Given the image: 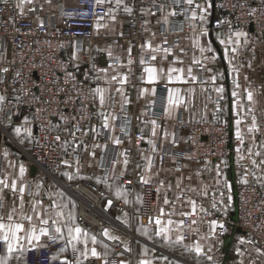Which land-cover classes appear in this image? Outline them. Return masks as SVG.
I'll list each match as a JSON object with an SVG mask.
<instances>
[{"label": "crops", "instance_id": "crops-1", "mask_svg": "<svg viewBox=\"0 0 264 264\" xmlns=\"http://www.w3.org/2000/svg\"><path fill=\"white\" fill-rule=\"evenodd\" d=\"M9 1L21 13L33 12V20L36 23L56 18L61 6L72 5L77 2V0H32L31 3H23L20 8H17L21 0ZM157 1L150 0V3L153 5ZM195 2L201 8H207V12L203 13L199 9L196 10L198 17L200 15L206 17L204 21H200L199 18L196 21H191L189 19L190 11L188 16L183 19L182 27L173 24L171 16L168 17L169 23H164V17L172 11L167 6H163L162 11L154 7L146 8L141 16V34L144 37L141 45L151 41L153 45H161L171 49V54L167 56L166 60H160V57L164 55L160 53L157 61L153 63L157 67L165 68L171 65L187 70L191 67L193 75L196 76L195 81L169 85V87L180 88L181 94L186 98V104L173 111L171 117H165L163 113V108L166 105V99L164 98L167 95L164 81L156 85L157 94L155 97H152L151 94L139 95L140 89L149 87L140 80L142 66L139 65V58L140 55L145 54L142 52L141 45L138 47L136 54L132 51L135 63L131 66V72H129L128 67L123 66L127 65L129 57L127 50L128 48L133 50V46L113 41L125 36L128 32L126 16L123 14V5L117 8L115 0H111V3H104V6L106 13L109 9H113L111 15H115L116 19L112 20L111 15H105L103 19L95 23V38L91 50L89 52H86V50L77 51L74 47H71L64 51V55L73 60L78 70L85 64L83 59L86 56L89 57L94 68V75L98 81L95 88L109 89L107 95L112 98L106 103L103 110L118 117L117 120L112 122L115 125V131L103 129L101 127L102 118L98 114L101 109L97 98L92 112V120L86 124L84 131L74 141L67 142L62 147L63 166L60 172L55 173L57 179L68 183L84 181L102 188L106 193V197L101 201V208L117 224L106 225L99 234L87 231L90 235H95L99 241L108 244L109 247L105 249L102 244L92 245L89 241V248L96 247L97 251L101 253L102 259L97 260L90 257L89 260L84 261V264H104V260L112 258L117 259V264H120L121 261L124 264H139V261L143 259L150 260L152 264H263L264 262V252L261 249L257 252L258 246L244 234H239L238 237H234L231 233L226 236L217 234L218 238H208L209 221L211 220H198L191 227L185 226L182 234H189L190 236L185 238L183 242L185 245H192L199 241L207 255L213 257L212 261H209L206 256L197 257L195 253L185 251L183 246H170L159 237L149 239L140 231H137L141 228V225L152 231L155 229L154 223L149 224L148 221V223L143 224L139 220L141 203L138 202L137 197H141V190L144 185L140 179L142 176L150 178L149 184H153L156 189V210L153 217L159 214L160 208H164L166 212L173 210L172 203L168 205L163 203L166 196L169 201L175 204L176 214L171 218L176 221L183 218L179 215L180 211L191 210L190 205L187 204L189 197L195 199L198 206L232 219L234 213L232 207L235 205V184L240 182L241 178L247 173V181L250 180L259 186H264V169L255 168L251 164V159H257L258 161L264 159V147H262L264 145V47H260L255 42L247 29L237 31L244 33L238 38L239 43H236L237 37L235 34L237 32L233 36L227 37L222 30L212 29L210 24L212 16L211 0H195ZM125 3L133 8L136 0H125ZM149 11L154 15H149ZM192 24H195V28L191 26ZM98 25H103V27H98ZM203 31H206L207 35H201ZM102 37H106V39L104 40ZM165 40H167V43H164ZM197 40H199V46L196 44ZM221 40L224 43H221ZM200 47H210L212 51L201 53ZM233 48L236 49L235 52L232 51ZM109 52H111V56H109ZM226 52L227 55H225ZM5 57L6 54L0 52V70ZM212 57H215V59H212ZM177 60L179 62L174 63ZM195 60H199L200 63H195ZM100 69H106L107 74L99 71ZM118 73L129 75V82L124 86V91L130 103L125 106L123 111L120 107L121 97L115 91L120 85L116 82L111 84L106 82L112 75ZM213 77H215V80L212 79ZM234 80L239 83V88H235ZM219 86L225 89L223 99L215 91V88ZM189 88L194 89V96L187 91ZM233 90L239 93L237 97L232 96ZM248 90L253 92L252 102L247 99ZM2 94H4V90L0 89V96ZM153 99L156 101L155 104L151 103ZM236 100H239L241 105L239 109L240 116L244 117V122L240 126L245 137L242 152L245 156L244 160L239 159L240 154H238L237 148L240 145L236 143L233 145L235 153L222 161H194L183 155L180 158L179 165H177L174 163V158L169 157L164 161H159L148 150L141 149L131 155H126L128 164L126 166L123 164L125 156L121 154L130 145V136L120 130L122 125L126 127L127 132L134 129L141 132L145 139L155 140V143L162 149L172 145L177 152H180L184 146L187 126L200 118H212L227 122L231 136L236 137L235 120L238 118L237 109L234 107ZM217 105H219L220 111H217ZM249 108L253 109L251 114H248ZM132 113L140 115V120L135 126H132L129 122V115ZM24 115V111L20 110L2 125L0 178L7 176L9 182H11L12 179L18 177L19 166L24 165L26 172L23 181L18 180L17 182L18 184L27 185L25 209L29 214H31V202L33 200H41L43 207L49 211H51L50 206L53 202L67 204L68 207L64 208L63 211L65 214L68 212L73 213L76 217L75 224L79 225L77 223V208L69 194L59 187L54 180L44 176L37 169H33L34 165L25 158L24 150L28 149L29 135L23 129L30 130V127L23 124ZM251 115L256 116L260 128V131L255 134L247 132ZM125 117H127V120H125ZM153 119L159 125L155 137L151 135L152 125L145 123V121ZM17 127L21 128L20 135L15 133ZM165 133L168 134L167 137H165ZM113 135L121 139L122 143L120 145H115L112 142L110 137ZM253 135L255 136L254 140ZM11 140L18 147L10 143ZM96 144L107 145V148L93 147ZM249 147L253 149V152L259 151L262 155L249 158L247 153ZM93 152H95V156L91 155ZM148 157L152 160V167L150 171L146 172V158ZM65 161L68 163L65 164ZM217 166H219L221 172L219 177H217ZM65 172L71 173L74 179L68 180L63 175ZM252 172H255V176L252 175ZM96 177H100L101 182H97ZM218 179L219 184H217ZM225 179L231 185L230 190L224 186L223 181ZM127 181H130L131 184L124 186ZM161 182H163V186ZM178 182L180 188L176 187ZM37 185H40V187L37 188ZM205 186L208 190L206 197L199 194L201 188ZM117 188L125 190L128 203H124V198L115 196ZM190 188H195L197 191H188ZM157 189H159V192H157ZM182 191L181 201H177L176 197ZM221 192L224 193L223 198H221ZM61 193L63 195H60ZM0 196L3 197L4 203V207L0 208V216L6 215L11 209L14 199L16 200V207L19 208L18 199L9 190H4L3 193H0ZM228 196H231V200H228ZM213 197L217 202V208L215 209L212 208ZM221 199H223V203H220ZM109 200L112 201L111 206L107 203ZM113 200L120 201L126 208L120 211L115 210ZM125 214L127 215L125 216ZM167 218L165 216L163 219L166 220ZM125 219L127 224L123 223ZM192 228H198V233L193 232ZM104 229H108L120 239L116 241L107 239L102 235ZM175 235L176 233H173V238ZM202 237L204 238L201 239ZM241 240L245 243H240ZM247 241H251V243ZM46 242L47 239L42 238L41 243L45 244ZM126 244L131 248V251L125 250ZM0 248V255H2L4 254L2 242H0ZM209 248H211L210 252H208ZM145 249H147L146 253ZM237 249L240 250L239 253ZM71 252L69 247L65 253L58 254L57 252L56 254H58L57 257H67ZM105 252H107L106 256L104 255ZM26 257L27 252L19 260L13 258L10 264L15 262L25 264ZM162 257H167V261Z\"/></svg>", "mask_w": 264, "mask_h": 264}, {"label": "built area", "instance_id": "built-area-1", "mask_svg": "<svg viewBox=\"0 0 264 264\" xmlns=\"http://www.w3.org/2000/svg\"><path fill=\"white\" fill-rule=\"evenodd\" d=\"M163 5L175 10L178 15L172 17L173 24L182 27V21L189 6L179 5L173 0H158L153 5L150 0H136L133 13H125L128 32L125 36L113 40L123 45H132L134 54L143 41L141 34L143 10ZM194 7V6H193ZM211 28L222 30L227 37L240 29L249 30L255 42L264 47V0H211ZM106 15L104 4L97 5L95 0H77L75 4L61 6L56 18L36 23L33 12L21 13L9 0H0V52L5 60L0 70V89L5 99L0 103V129L18 111H24V125L30 127L29 146L24 150L25 158L44 176L51 178L64 189L77 208V223L84 230L99 234L106 225H117L101 208L106 197L104 190L90 182L76 181L68 183L56 178L63 166L62 147L80 135L88 122L97 98L92 90L98 84L91 60L86 56L78 70L73 60L64 55V51L74 47L77 51L92 48L95 38L94 27L98 20ZM106 39V37H102ZM7 68L5 72L3 69ZM19 74V75H18ZM140 115L132 113L129 122L135 126ZM27 121V122H26ZM77 128L80 131H77ZM130 145L123 151L126 155L141 149L148 150L159 161L174 158L179 165L180 158L186 155L194 161H222L233 153V145L239 143L232 137L227 122L212 118H200L191 122L185 132L182 151L171 145L160 148L155 143V152L141 132L131 129ZM61 139L58 141L56 137ZM143 136V139H138ZM131 183L128 181L124 186ZM141 210L139 220L146 224L156 210V189L153 184H144L141 190ZM114 209L123 210L126 206L113 200ZM235 219L207 209L192 217H183L185 226L195 220H217L224 224L219 236L244 234L264 252V186L251 182L235 184V205L232 207ZM189 238V234L184 235ZM47 248L27 251L25 264H61L65 257L56 254L63 242H46ZM1 250V248H0ZM75 261L71 252L67 256ZM108 264H117V259H108ZM13 264H21L15 262ZM264 264V262H263Z\"/></svg>", "mask_w": 264, "mask_h": 264}, {"label": "snow or ice", "instance_id": "snow-or-ice-1", "mask_svg": "<svg viewBox=\"0 0 264 264\" xmlns=\"http://www.w3.org/2000/svg\"><path fill=\"white\" fill-rule=\"evenodd\" d=\"M32 0H21L20 4L17 5V8L21 7V4L23 3H31ZM111 3V0H95V3L97 5H102L104 3ZM173 2L177 5L181 3V0H173ZM183 4L189 6L188 9H185V14L190 10L191 15L189 19L191 21H196L197 18H199L200 21L205 20L204 15L197 16V9H199L202 13L207 12V8H201L199 4L195 2V0H182ZM115 5L117 8H120L121 5H123V11L125 13H133V8L129 7L125 0H115ZM194 6V7H193ZM158 10H163V5L158 6ZM113 12V9H109L108 13L106 15H111ZM149 15H154V13H151L149 11ZM178 13L175 10H172L168 13V16L164 17V23H169L168 17L169 16H176ZM111 19L115 20V15H111ZM147 23V21H146ZM193 28H195V24L191 25ZM98 27H103V25H98ZM201 35H207L206 31H203ZM237 41L236 43H239V37L244 35V33L237 32L236 34ZM221 43H224L223 40L220 41ZM164 43H167V40L164 41ZM196 44L199 46V40L196 41ZM142 52L145 54L140 55L139 58V65L142 66V74L140 76V80L143 81L146 85L149 87H144L140 89L139 95L145 96L147 94H151L152 97H155L157 94V88L156 85L160 83L161 81L165 82V87L167 90V95L164 99H166V105L163 108V113L165 117H171L173 111L180 108L182 105L186 104V98L184 95L181 94V89L178 87H169V85L173 84H183V83H189L196 80V76L193 75L192 68L189 67L187 70L181 67H175V66H168L165 67H157L156 64L153 62L157 61L158 55L160 53H163L164 55L160 57V60H166L167 56L171 54V49L163 47L161 45H153L151 41H148L141 45ZM129 57L127 60V65H123L124 67L129 68V72H131V66L135 63L133 57H132V48H128ZM205 51L211 52L212 49L210 47H200V52L204 53ZM233 52L236 51L235 48L232 49ZM109 56H111V52L108 53ZM227 55V52L225 53ZM212 59H215V57H212ZM179 62L178 60L174 63ZM195 63L199 64V60H195ZM3 71L7 72L8 69L5 68ZM99 71L104 72L107 74L106 69H100ZM19 75V74H18ZM99 78V77H98ZM215 80V77L212 78ZM107 83L111 84L112 82H116L120 85V87L116 88V93L119 94L121 97V111L124 110L125 106L130 103L129 98L127 97L124 86L129 82V75L127 73H118L115 75H112L110 79L106 81ZM233 84L235 88H239L240 85L235 80L233 81ZM190 94L194 96V89L189 88L187 90ZM215 91L218 93L221 99L224 98V92L225 89L222 86L216 87ZM93 96L95 98H98L99 106L101 111L98 113L102 118V124L101 127L108 131H115V125L112 123L113 121L117 120L118 117L112 113H106L103 109L106 105V103L111 100L112 98L107 95L109 92V89L107 88H101L96 87L92 90ZM239 93L235 90L232 92L233 97H237ZM5 97L0 96V103H3ZM247 99L249 102H252L253 100V92L251 90L247 91ZM155 99L151 101L152 104H155ZM234 107L237 109V119L235 120L236 125V138L239 142L240 147L237 148V152L239 155L240 160H244L245 156L242 154L243 152V145L245 143V137L244 133L241 131V124L244 122V117L240 116L239 109L241 108L239 100H236L234 103ZM219 105H217V111H220ZM253 112V109H248V114H251ZM125 120H127V117H125ZM27 122V121H26ZM145 123H150L152 125L151 135L152 137H155L157 135V128L159 127L156 120L151 121H145ZM122 132H125L127 134L126 127L123 125L120 129ZM23 131L27 135H31V131L27 128L23 129ZM77 131H80L79 128H77ZM95 131V129H93ZM260 131V128L257 124V118L255 115H251V122L247 126V132L249 134H255ZM15 133L17 135L21 134V128L17 127L15 128ZM86 134V133H85ZM167 133H165V137H167ZM112 142L115 145H120L122 143L121 139L117 136H111L110 137ZM253 140L255 139V136L253 135ZM61 137L57 136L56 140H60ZM138 139H143V136L139 137ZM67 143V142H65ZM148 144L152 145V150L155 152V140L149 139L147 141ZM95 148H107V145H93ZM264 147V145H262ZM248 157L251 158L253 156L260 157L262 155L261 152L256 151L253 152V149L251 147L247 148ZM7 155V153H5ZM91 155L95 156V152L91 153ZM121 155L125 156V159L123 160V164L126 166L128 164V160L126 158V154L122 153ZM147 159V167L146 172L151 170L152 167V160L150 157ZM65 164L68 162L65 161ZM77 163H79L77 161ZM115 163V162H114ZM226 163V162H224ZM251 164L258 169H264V159H260L259 161L257 159H251ZM26 169L24 165L19 166V175L17 178L12 179L11 182H9V179L7 176L4 178H0V193H3L4 190H9L14 197L18 199L19 202V208L16 207V200H13V206L11 209L6 213L4 216H0V242H2L4 247V254L0 255V264H10V261L15 258L19 260L23 254L27 251L31 250H39L40 248H47V244L41 243L42 238H46L48 242L50 243H57L58 241H63L64 244L61 246L58 250L59 253H65L68 251L69 247L72 251V253L76 256L75 261L69 260L67 257L61 262V264H84V261L89 260L91 258H96L97 260L102 259V255L100 252L97 251L96 247L89 248V241H91L92 245L102 244V246L105 249H108L109 245L106 243H103V241H99L95 235H90L87 231L82 229L79 225L75 224L76 217L73 215V213L68 212L65 214L63 211L64 208H67V204L62 203H55L53 202L51 204V211H49L47 208L43 207V202L41 200H33L31 202V214L25 209V192L27 185L23 183L18 184L19 181H23V178L25 176ZM68 180H73L74 176L71 173H63ZM252 175L255 176V172H252ZM221 176V172L219 171V166H217V177ZM142 183L149 184L150 178H145L142 176L141 178ZM191 179V177H189ZM259 179V178H257ZM97 182H101L100 177H96ZM106 182V180H105ZM241 183L246 184L247 181V173L246 175L241 178ZM129 183H131L129 181ZM219 179L217 180V184H219ZM224 186L231 189V185L228 183V181L225 179L223 181ZM161 185L163 186V182H161ZM40 185H37V188H39ZM177 188H180V183L178 182L176 185ZM188 191L196 192L197 190L195 188H190ZM157 192H159V189H157ZM38 194V193H37ZM200 195L207 196L208 190L207 186L201 188ZM35 195V194H34ZM60 195H63L62 193ZM221 198H223L224 193H220ZM115 196L117 198H124V203H128V200L126 198V192L125 190L121 188H117L115 192ZM183 196V191L177 195L176 200L181 201V198ZM138 202L143 203V200L141 197H137ZM228 200H231V196H228ZM108 205L111 206L112 201L109 200ZM163 203L165 205H168L170 203L173 204V210L166 212L164 208L159 209V214L155 217H149V224L155 225L154 231L150 230L147 227H144L141 225L140 229H137V231H140L144 236L148 237L149 239H153L154 237H159L163 242L170 246H183L185 251L195 253L197 257L206 256L209 261H212L213 257L211 255H207V252H205L204 247L199 241H196L192 245H185L183 242L185 240V236L182 234V230L185 227V220L180 219L179 221L173 220L171 217L176 214L175 212V204L174 202H171L168 200V198L165 196ZM220 203H223V199H221ZM187 204L190 205L191 210L190 211H180L179 215L181 217H192L197 215L198 212L206 213L207 209H205L202 206H198L195 199H192L189 197L187 199ZM4 207L3 203V197L0 196V208ZM212 208H217V202L215 201V197H213V203ZM127 214H125L126 216ZM168 217L166 220L163 219L164 217ZM124 224H127V220L125 219L123 221ZM197 223V220L193 219L191 221V225H195ZM191 225H188V227H191ZM209 228L210 231L208 233V238L217 237V229L220 230L221 234L224 231V224L218 222L217 220H211L209 221ZM66 230V232H65ZM193 232L199 231L198 228H192ZM173 233H176L175 237L173 238ZM103 236H105L107 239L116 241L120 238L116 235H113L108 229H104ZM202 237L201 239H203ZM218 238V237H217ZM248 243H251V241H247ZM240 243H245V241L241 240ZM82 245V247H81ZM126 251H131V248L128 247V245H125ZM145 253L147 252V249L144 250ZM211 251V248L208 249V252ZM239 249H237V252L239 253ZM260 249H257V252H259ZM19 253V255H17ZM58 254H54L51 256V259L55 261L57 259ZM104 255H107V252L104 253ZM82 258V259H81ZM162 259L167 261V257H162ZM104 264H108L107 260H104ZM120 264H124L123 261L120 262ZM139 264H152L150 260L143 259L139 261Z\"/></svg>", "mask_w": 264, "mask_h": 264}, {"label": "water", "instance_id": "water-1", "mask_svg": "<svg viewBox=\"0 0 264 264\" xmlns=\"http://www.w3.org/2000/svg\"><path fill=\"white\" fill-rule=\"evenodd\" d=\"M0 137H1V129H0ZM33 169H36L35 166ZM234 219H235V213L232 214V220H234Z\"/></svg>", "mask_w": 264, "mask_h": 264}, {"label": "rangeland", "instance_id": "rangeland-1", "mask_svg": "<svg viewBox=\"0 0 264 264\" xmlns=\"http://www.w3.org/2000/svg\"><path fill=\"white\" fill-rule=\"evenodd\" d=\"M11 133H13V132H11ZM10 143L15 144V142H13L12 140L10 141ZM16 143L19 144L18 142H16ZM16 146L18 147V145H16Z\"/></svg>", "mask_w": 264, "mask_h": 264}]
</instances>
